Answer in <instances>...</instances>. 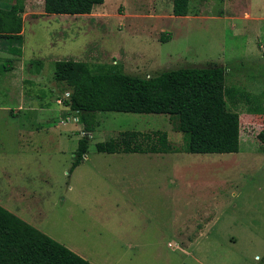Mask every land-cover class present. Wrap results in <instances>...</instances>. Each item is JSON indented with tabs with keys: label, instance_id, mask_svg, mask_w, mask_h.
<instances>
[{
	"label": "rangeland",
	"instance_id": "obj_1",
	"mask_svg": "<svg viewBox=\"0 0 264 264\" xmlns=\"http://www.w3.org/2000/svg\"><path fill=\"white\" fill-rule=\"evenodd\" d=\"M21 15L22 43L0 37V204L94 264H262L264 112L228 101L240 113V150L162 152L153 179L125 171L136 153L99 152L96 143L124 130H164L182 146L177 119L99 111L71 171L85 132L54 63L139 76L218 64L228 86L264 93V0H189L185 16L174 15L173 0H104L75 15L25 0ZM32 59L43 60L40 71Z\"/></svg>",
	"mask_w": 264,
	"mask_h": 264
},
{
	"label": "trees",
	"instance_id": "obj_2",
	"mask_svg": "<svg viewBox=\"0 0 264 264\" xmlns=\"http://www.w3.org/2000/svg\"><path fill=\"white\" fill-rule=\"evenodd\" d=\"M0 0V37L23 40L25 0L3 7ZM104 0H44V11L55 14H88ZM189 0H173V13L185 16ZM161 40L169 39L163 34ZM20 51V50H19ZM11 62V59H7ZM36 71L42 59H32ZM7 69L4 64L3 70ZM54 79L68 89L64 103L76 113L85 134L79 139L71 171L87 154L90 135L99 111L162 113L177 119L183 145L169 139L167 131L124 130L96 143L99 152L228 153L240 150V113L228 105L246 99L250 112L263 113L264 93L228 86L225 67L182 66L156 75L139 76L117 68L93 69L86 61L59 59ZM264 141V130L259 133ZM0 264H94L38 227L0 204ZM264 264V262L262 263Z\"/></svg>",
	"mask_w": 264,
	"mask_h": 264
},
{
	"label": "crops",
	"instance_id": "obj_3",
	"mask_svg": "<svg viewBox=\"0 0 264 264\" xmlns=\"http://www.w3.org/2000/svg\"><path fill=\"white\" fill-rule=\"evenodd\" d=\"M107 153V152H105ZM125 153H136L130 156L126 161L132 163L131 165L126 167V172L130 175V178L134 176V174L139 175L141 178L149 177L148 175H152L153 179L156 178V174H160L161 165L160 162H157L156 165V157L158 154H162V152H125ZM155 153H157L155 155ZM85 157V156H84ZM84 160V158H83ZM152 165L148 164V162H152ZM82 162V161H81ZM136 163V164H133ZM157 166V169H156ZM150 169V170H149ZM5 207V206H4ZM8 209V208H7ZM11 211V210H10ZM13 212V211H12ZM15 213V212H14ZM16 214V213H15ZM18 215V214H17ZM19 216V215H18ZM21 217V216H20ZM22 218V217H21ZM25 220V219H24ZM27 221V220H26ZM28 222V221H27ZM30 223V222H29ZM32 224V223H31ZM43 231V230H42ZM46 233V232H45ZM185 239V238H184ZM186 240V239H185ZM64 244V243H63ZM65 245V244H64ZM68 247V246H67ZM71 249V248H70ZM72 250V249H71ZM74 251V250H73ZM77 253V252H76ZM80 255V254H79ZM82 256V255H81ZM83 257V256H82ZM85 258V257H84ZM87 259V258H86ZM89 260V259H88ZM90 261V260H89ZM93 263V262H92Z\"/></svg>",
	"mask_w": 264,
	"mask_h": 264
},
{
	"label": "built area",
	"instance_id": "obj_4",
	"mask_svg": "<svg viewBox=\"0 0 264 264\" xmlns=\"http://www.w3.org/2000/svg\"><path fill=\"white\" fill-rule=\"evenodd\" d=\"M69 94V92H67ZM78 119V118H77Z\"/></svg>",
	"mask_w": 264,
	"mask_h": 264
}]
</instances>
